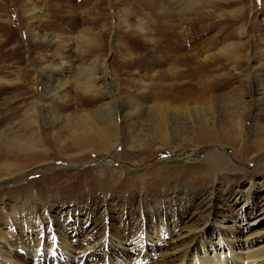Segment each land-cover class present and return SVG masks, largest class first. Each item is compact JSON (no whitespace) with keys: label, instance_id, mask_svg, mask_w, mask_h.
<instances>
[{"label":"rangeland","instance_id":"obj_1","mask_svg":"<svg viewBox=\"0 0 264 264\" xmlns=\"http://www.w3.org/2000/svg\"><path fill=\"white\" fill-rule=\"evenodd\" d=\"M183 1L0 0V131L37 133L39 144L46 152L42 164L21 173L13 171V175L0 180V246L6 241L10 244L12 250L6 249L11 251L13 261L157 264L156 253L171 252L175 235L188 230L195 234L186 241L190 243L194 237L203 239L209 254L214 251L212 244L219 249L224 237L250 243L251 250L264 244V150L252 148L259 139L264 143V113L259 114L256 100L258 85L264 87V0H196L193 8L184 7ZM171 3L179 8H169L164 21L161 6ZM24 6H35L40 18L35 21L29 18ZM240 9H246L241 22L236 14ZM164 22L177 28L171 30ZM242 25H247L245 36H240ZM35 28L42 36L68 39L87 33L90 38L80 51H75L77 47L72 43L54 50L38 45L40 39L33 35ZM56 53L70 71L63 75L60 84L69 83L65 86L71 90V96L82 95L74 87L75 82L81 78V69L94 62L101 78L96 84L104 85L108 79L113 82L111 92L100 91L101 99L76 98L67 105L53 103L64 121L72 118L76 107L91 108L94 112L95 107L110 103L115 97L125 100L128 97L144 105L141 117L132 118L138 120L137 133L152 134L153 124L157 122L155 102L166 104L161 101L159 93L163 89L158 85L167 81L164 76L169 75V67L175 64L184 73L186 66L191 65L196 84L200 74L208 80L206 105L191 102L188 110L213 109L214 114L208 115L211 137L231 135L229 103L234 96L249 103L242 115L243 130L237 133L234 145L221 141L193 143L195 146H190H199V151L183 156L176 152L173 157L177 158H172L163 148L155 154L129 151L123 118L118 117V145L112 151L98 149L97 154L95 149L86 153L67 150L62 154L45 118L43 91V83H51L43 74ZM211 58H219L221 62L210 63ZM103 64L108 67V77L103 76ZM185 81L179 78L178 83ZM17 82L19 86L24 83L25 91L14 85ZM182 89L180 86L178 91ZM172 94L175 96L177 91ZM180 101L171 106L182 116L186 107ZM238 104L245 107L239 100ZM238 104L236 109L242 108ZM31 112L35 119L28 117ZM65 124H59L57 130ZM65 129L62 141L68 142ZM173 133L175 130L169 131L166 149L180 150L183 144L173 138ZM201 135L203 132L194 140ZM161 145L164 146L157 144ZM194 148L184 146L182 150L194 151ZM212 150L226 158L222 169L217 170L207 162L205 156ZM4 156H0V165ZM103 167L116 168L117 173ZM117 177L122 180L118 181ZM104 179L111 180L105 188ZM36 185L38 188L34 190ZM37 190L41 191L37 193ZM158 230L163 232L160 239L150 241L146 235L142 244L132 243L139 233L144 237L146 232ZM107 237H112V245L105 247L103 239ZM55 238L59 244L78 249L76 252L84 244L98 243L82 259L73 260L60 250L49 256L46 252L34 256L31 247L41 243L50 247L49 240ZM22 244L25 247H20ZM195 244L191 245L189 255L203 254ZM72 254L77 256L75 252ZM172 254L168 260H179L183 255ZM0 264L7 263L0 258Z\"/></svg>","mask_w":264,"mask_h":264},{"label":"bare ground","instance_id":"obj_2","mask_svg":"<svg viewBox=\"0 0 264 264\" xmlns=\"http://www.w3.org/2000/svg\"><path fill=\"white\" fill-rule=\"evenodd\" d=\"M220 1V0H219ZM223 1V0H221ZM235 1V0H232ZM183 4L184 7L193 8L195 7L196 0H184ZM163 11V17L164 21L167 20L166 15L169 13V8L177 9L176 5L173 3L169 4V6H165L162 4ZM24 12L28 15L29 18L32 20L39 19L40 15L38 10L34 7L29 8L27 6H24ZM246 9H240V11H237L236 14H238L237 17L240 18V22L245 19ZM46 19V18H45ZM35 21V20H34ZM238 21V20H237ZM161 22V21H160ZM169 29L173 30L177 27L175 25H167V22H164ZM77 25V24H76ZM161 26V25H160ZM166 27V28H167ZM160 29V28H159ZM168 29V30H169ZM164 30V29H163ZM162 31V30H160ZM175 31V30H174ZM168 32V31H167ZM33 35L35 38L40 39L39 44L40 47L47 45L51 47L52 49H62L63 47H66L68 45H75L77 48L75 51H78L79 48L85 43L86 39H89V35L87 33H81L79 36L74 38H68V39H62L61 37L52 35H40V33L36 30V28L33 31ZM172 32H170L171 35ZM169 34V33H168ZM182 34V33H181ZM247 34V25H242L240 27V36H245ZM42 37V39H41ZM179 42V41H178ZM87 43V42H86ZM239 48H242L243 46L240 43H236ZM56 50V52H57ZM80 51V50H79ZM226 53H228L226 51ZM226 55V54H225ZM229 56V55H228ZM62 56H60L58 53L54 54V61L52 64L47 67L46 72H44L43 76L46 78L48 82L43 83L44 86V94L46 98V102H44V106L47 108V118L48 119V125L49 129L51 131V137L56 141V148L58 152L64 154V152L68 151H75L80 153H86L89 152L90 149H95L97 154H99L98 149H105V152L112 151L114 147H117L118 145V134H119V118H123L124 128L126 129L127 134V146H129V151L133 153L138 154H147V153H157L162 148L165 150V153L168 156H171L178 152L180 153V156L191 154L192 152L199 151L200 147L196 146L191 147L190 145H194L193 143L199 144L202 142H209V143H228L234 145L236 143V136L237 133L243 130V120L242 115L247 112L248 107L246 108V105L249 104L248 102L245 104V102L239 98L238 96H234L232 101L229 103L231 105L230 108V115L228 122L231 125L230 126V133L231 135H226L222 133L218 138L211 137L212 132V126L210 124L211 118L208 117V115H213L214 111L211 108L210 110H205L204 107H196L192 109L191 111L188 110V108L191 105V102L196 103L198 105H206L207 95H208V80L206 77H203L200 74V80H198V84L194 83L193 81V69L191 68V65H187L184 71L180 72V70L177 68L175 64H172L169 67V75H165V79L167 81L163 83H159L158 86L162 88L163 90L159 93L162 95L161 101L166 102V104L156 103L155 102V117L157 118V122L153 124V133L150 135H141L137 133V127L135 128V125L138 124L136 120H132V118H140L141 112L144 111L143 104L139 101L132 100L131 98L125 100L120 98H113L114 100L110 103L101 104L98 105L96 108V111H92L90 109L86 108H74V113L72 118H66L64 121V116L61 114L57 109L54 108L53 103L58 102L60 105L63 103L66 105L69 103V101H74L77 99H84V98H91L92 99H101L99 95L101 90H105L106 93H109L112 91L113 88V82H109V79L104 82V85H97L96 83L101 80L99 76L97 75V67L95 62L92 63L88 67H83L81 69L80 76L78 83L75 82L74 87L78 88L79 92L82 95H74L71 96V90L69 91L67 86L68 84H60V80L62 79L63 75H67L70 73L68 68L64 66V61L61 59ZM191 62V60H188V62ZM210 63L212 61H218L221 62V60L211 58ZM103 71L104 75L108 77V67L106 64H103ZM184 73L183 75H180ZM168 74V73H167ZM110 76V75H109ZM76 78V77H75ZM179 78H184L186 81L182 84L178 83ZM164 79V80H165ZM25 82V81H24ZM71 83V82H70ZM74 83V81L72 82ZM14 85H18L17 83H14ZM107 85V87L105 86ZM199 85V87L197 86ZM19 86V85H18ZM24 83H22L19 88L21 90H24ZM182 86V90H179V87ZM260 88L259 90V98L256 99L258 101V111L260 113H264V87H262L260 84L258 85ZM70 87V86H69ZM177 89V90H176ZM22 91V93L24 92ZM173 91H177V94L173 96ZM91 93H95L94 96H90ZM155 94V92L153 93ZM88 96V97H87ZM112 97V96H111ZM152 96H150L148 99L150 100ZM44 98V97H43ZM126 98V97H125ZM59 99L61 100L59 102ZM147 99V98H146ZM152 99V98H151ZM240 103L243 102L245 104V107L242 106V104H238V100ZM58 100V101H57ZM125 100V102L123 101ZM181 100L178 102L181 106L186 107L184 110V115L180 116L175 110L173 103L176 101ZM79 101V100H78ZM89 101V100H88ZM100 101V100H98ZM89 101V105H90ZM87 103V102H86ZM238 104V107H241L240 109H236L235 105ZM33 105V104H32ZM80 105H82L80 103ZM200 105V106H201ZM36 107V105L34 104ZM64 106V105H63ZM233 106V107H232ZM65 107V106H64ZM67 107V106H66ZM215 109V108H214ZM209 111V112H208ZM249 112V110H248ZM166 115V116H165ZM75 116V117H74ZM174 116V117H173ZM29 118L35 119V114L32 112L28 115ZM38 117V116H37ZM181 117H183V120L185 122H182ZM34 121V120H33ZM200 121L199 124H196L195 122ZM66 123L64 125L65 133H67L69 136L67 138L68 142H63L62 140H65V137H63V128L60 127V134L57 129L59 127L58 125L61 123ZM133 124H132V123ZM141 122V121H140ZM213 122V121H212ZM190 124V125H189ZM215 129V127H214ZM172 130L175 134L173 138L181 142L183 144L182 148L178 150L177 148L172 149H166L167 144H169L170 136L169 131ZM264 131V129H263ZM199 132H203V135L198 136V139L194 140V137L197 136ZM187 134V136H184L183 134ZM264 134V133H263ZM262 136V135H261ZM263 137V136H262ZM261 137V138H262ZM162 142V143H161ZM163 144L164 146H157V144ZM256 143V142H255ZM258 143V144H257ZM256 146H252L253 149L258 150H264V146H261L263 143V139L257 140ZM264 144V143H263ZM188 145V146H187ZM185 147L187 148H194V151H183L182 149ZM195 146V145H194ZM237 147V146H233ZM198 149V150H196ZM251 149V147H250ZM196 150V151H195ZM94 151V150H93ZM5 155V156H4ZM46 155V152L44 148H42L39 144V139L37 136V133H31L29 130H26L23 134H18L17 132H10V134H5L4 131H0V156H4V160L2 164L0 165V171L2 175H0V180H3V177L5 176H11L13 175V171H16V173H21L22 171L33 167V165H40L43 161L41 160L43 156ZM219 154L216 153L214 150L206 154L207 162L210 163V166L213 168H217V170L222 169L226 165V158L221 155L218 159L217 156ZM188 157V156H186ZM1 158V157H0ZM3 158V157H2ZM183 158V157H182ZM225 158V159H224ZM44 163H46L44 161ZM106 166V164H105ZM111 166V165H110ZM104 168V167H103ZM102 168V169H103ZM109 167H106L108 172L117 173L116 168L108 169ZM99 172H102L100 170ZM115 178V177H114ZM110 179V178H109ZM104 179V188L110 184L111 180ZM118 181H121L122 179L118 178ZM36 184V183H35ZM38 186L36 185V190ZM41 190H37V193ZM264 210V209H263ZM200 233V232H198ZM163 232L161 230L155 231L153 233L146 232L144 234V237L138 234L139 237L133 238L132 243L133 244H142L146 235L148 236V240L153 241L154 238L160 239ZM195 234L194 231H179L177 235H175L174 239V247L171 250V252H165L163 254L156 253V263L157 264H264V244L262 246L260 245L259 248H256L254 250L249 249V246L251 244L249 243H240L232 239H227L226 237L222 238V245H219V249H217L213 244L212 248L214 249L213 254H209L207 247L205 243L203 242V239H197V237L192 238L190 243L186 241V239H190L191 236ZM112 237H107L103 239V243L105 247H108L112 245L111 240ZM127 239V238H125ZM219 241L221 240L218 239ZM147 241V240H146ZM229 241V243H228ZM4 242V241H3ZM128 243V240H126ZM49 243H51V246L48 247L46 244L43 245H37L33 248L34 256H42L50 255L51 252H54L57 254V251L60 250L63 255H66L67 257L73 258V260L82 259L85 258L86 253L91 251L98 242H90L88 244H84L81 247H79V252H76L78 249L72 248V246H68L65 244H59L55 239L49 240ZM196 243V244H195ZM199 245V249L203 251V254H199V252L193 253V255H189V249L191 248V245ZM218 244V243H217ZM238 244V245H237ZM248 244V245H247ZM12 250L10 248V244L6 241L5 244L0 246V258L4 260L7 264H23L21 262L17 263V261H13L12 257ZM20 247H25L23 244ZM28 249L29 247L26 246ZM125 251V249H123ZM72 252H75L77 256H73ZM183 253L181 259L171 261L168 260L167 257L169 255ZM172 254V255H173ZM107 255V254H106ZM106 258H108L106 256ZM84 260V259H83ZM82 260V262H83ZM107 261V260H106ZM132 261V260H131ZM123 262V261H122ZM111 263V262H110ZM109 264V263H108Z\"/></svg>","mask_w":264,"mask_h":264}]
</instances>
